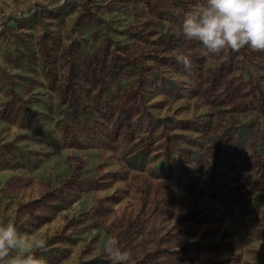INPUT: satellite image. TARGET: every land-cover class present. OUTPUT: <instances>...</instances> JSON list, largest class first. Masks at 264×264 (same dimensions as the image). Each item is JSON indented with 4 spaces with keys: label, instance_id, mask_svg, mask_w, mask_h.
Returning a JSON list of instances; mask_svg holds the SVG:
<instances>
[{
    "label": "rangeland",
    "instance_id": "374dc122",
    "mask_svg": "<svg viewBox=\"0 0 264 264\" xmlns=\"http://www.w3.org/2000/svg\"><path fill=\"white\" fill-rule=\"evenodd\" d=\"M205 2L0 0V225L46 264H264V52L202 56Z\"/></svg>",
    "mask_w": 264,
    "mask_h": 264
},
{
    "label": "clouds",
    "instance_id": "9594fccd",
    "mask_svg": "<svg viewBox=\"0 0 264 264\" xmlns=\"http://www.w3.org/2000/svg\"><path fill=\"white\" fill-rule=\"evenodd\" d=\"M176 31L186 40L199 42L202 56L223 53L225 62L229 52L245 47L264 52V0H206L183 14ZM175 59L191 72L190 54L181 53ZM34 250L46 251V242L19 233L12 223L0 225V264H46ZM104 252L111 264L131 262L130 252L122 249L115 235L107 238Z\"/></svg>",
    "mask_w": 264,
    "mask_h": 264
}]
</instances>
